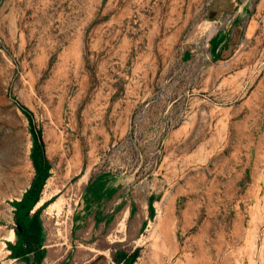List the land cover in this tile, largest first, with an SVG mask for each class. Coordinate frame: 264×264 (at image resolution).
<instances>
[{
  "label": "rangeland",
  "instance_id": "obj_1",
  "mask_svg": "<svg viewBox=\"0 0 264 264\" xmlns=\"http://www.w3.org/2000/svg\"><path fill=\"white\" fill-rule=\"evenodd\" d=\"M0 264H264V0H0Z\"/></svg>",
  "mask_w": 264,
  "mask_h": 264
},
{
  "label": "trees",
  "instance_id": "obj_2",
  "mask_svg": "<svg viewBox=\"0 0 264 264\" xmlns=\"http://www.w3.org/2000/svg\"><path fill=\"white\" fill-rule=\"evenodd\" d=\"M24 241L26 242V245H30L29 243V236H24Z\"/></svg>",
  "mask_w": 264,
  "mask_h": 264
},
{
  "label": "crops",
  "instance_id": "obj_3",
  "mask_svg": "<svg viewBox=\"0 0 264 264\" xmlns=\"http://www.w3.org/2000/svg\"><path fill=\"white\" fill-rule=\"evenodd\" d=\"M223 10H220V11H218V12H222ZM218 12H217V14H218ZM212 13V12H211ZM220 14V13H219Z\"/></svg>",
  "mask_w": 264,
  "mask_h": 264
}]
</instances>
